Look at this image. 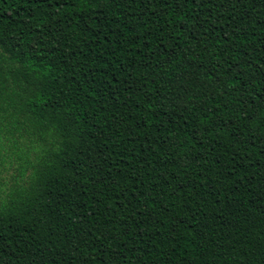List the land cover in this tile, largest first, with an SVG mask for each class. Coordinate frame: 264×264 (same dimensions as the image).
<instances>
[{
	"label": "trees",
	"instance_id": "16d2710c",
	"mask_svg": "<svg viewBox=\"0 0 264 264\" xmlns=\"http://www.w3.org/2000/svg\"><path fill=\"white\" fill-rule=\"evenodd\" d=\"M0 264H264V0H0Z\"/></svg>",
	"mask_w": 264,
	"mask_h": 264
}]
</instances>
